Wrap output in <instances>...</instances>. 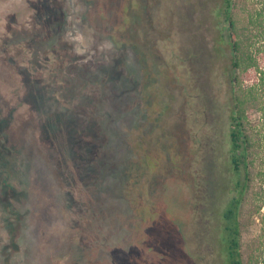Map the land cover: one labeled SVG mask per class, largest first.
<instances>
[{
  "label": "rangeland",
  "instance_id": "rangeland-1",
  "mask_svg": "<svg viewBox=\"0 0 264 264\" xmlns=\"http://www.w3.org/2000/svg\"><path fill=\"white\" fill-rule=\"evenodd\" d=\"M230 74L221 0H0V264H223ZM244 127L240 251L264 264L259 110Z\"/></svg>",
  "mask_w": 264,
  "mask_h": 264
},
{
  "label": "trees",
  "instance_id": "trees-1",
  "mask_svg": "<svg viewBox=\"0 0 264 264\" xmlns=\"http://www.w3.org/2000/svg\"><path fill=\"white\" fill-rule=\"evenodd\" d=\"M52 14L51 10H47L43 17H40L39 24L47 27ZM221 14L226 44L231 52L229 164L237 176L235 186L238 190L237 196L227 202L221 216V252L224 257L223 264H243L239 243L238 208L250 181L249 165L252 164L250 158L254 150L251 137L246 135L244 122L248 121L249 114L254 109L259 110L264 119V104L259 106L257 101L264 99V0H221ZM246 83L249 85L245 87ZM71 120L74 125L75 119ZM76 127L78 133L80 129L79 126ZM87 127L89 129V126ZM102 140L101 142H104V139ZM138 149L139 144L129 145L130 154L126 156V165L134 166L137 172L144 176L148 172L142 174V170L140 171L136 165ZM148 166L150 173L156 169L154 165ZM257 176L263 180L264 172L259 171ZM254 196L264 208V186L260 187ZM261 222L264 231V214L261 216ZM254 262L257 263V258ZM260 262L264 263V257L260 258Z\"/></svg>",
  "mask_w": 264,
  "mask_h": 264
}]
</instances>
